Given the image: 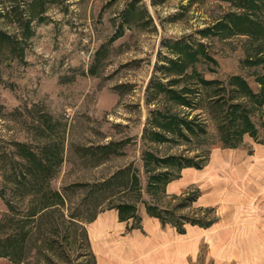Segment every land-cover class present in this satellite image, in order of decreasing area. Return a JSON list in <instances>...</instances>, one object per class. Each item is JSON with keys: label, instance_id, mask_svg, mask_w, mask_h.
Here are the masks:
<instances>
[{"label": "rangeland", "instance_id": "rangeland-1", "mask_svg": "<svg viewBox=\"0 0 264 264\" xmlns=\"http://www.w3.org/2000/svg\"><path fill=\"white\" fill-rule=\"evenodd\" d=\"M230 12H243L240 0H0V32L6 35L0 36L2 260L95 264L87 226L100 210L129 201L140 213L144 201L169 203L170 197L147 191V151L159 157L207 156L219 168L222 190H237L238 184L225 175L248 167L243 163L262 145L264 105L249 113L257 139L244 133L240 146L230 148L222 141L223 109L209 96L219 91L228 101L243 99L244 93L230 90L233 74L259 89L256 78L264 72V62L256 60L264 57V31L238 33L219 25ZM258 15L264 21V10ZM183 43L204 45L216 62L201 56L195 66L225 88L200 85V93L192 96L194 106L180 105L157 86L179 90L195 84L192 66L173 81L179 77L169 59ZM157 111L177 112L205 131L186 132V137L168 134L173 139L158 141L152 136L159 128ZM36 158L50 170L31 172ZM125 169L128 173L100 184ZM131 174L139 178V187L129 188ZM248 183L252 181L243 184ZM196 186L202 194L210 189L200 182L190 187ZM220 199L212 205L222 220H229L236 211L233 199ZM199 206L194 201L177 213L202 215L205 210ZM207 214L213 216L214 209ZM253 220L220 227L235 238L221 257L212 247L213 236L204 235L192 264H264V227L255 228ZM233 225L238 226L229 227Z\"/></svg>", "mask_w": 264, "mask_h": 264}, {"label": "trees", "instance_id": "trees-1", "mask_svg": "<svg viewBox=\"0 0 264 264\" xmlns=\"http://www.w3.org/2000/svg\"><path fill=\"white\" fill-rule=\"evenodd\" d=\"M240 5L243 7L242 13L230 12L227 14V20L220 22L219 25L226 27L227 29L238 32V33H258L261 34L264 31V21L259 16V12L264 10L263 0H240ZM257 14L258 17L254 15ZM125 19H128L130 13L128 10L124 13ZM28 28V24L25 25ZM3 36L4 33L0 32ZM202 43L198 44V47H194L191 43H183L179 45V54L175 58L169 59V65L172 69L177 71V77L174 78V82H178L180 77L184 76L185 71L192 66V74L196 76L194 80L195 84H186L182 89H177L174 87H169L163 83H158L157 86L161 91H165L171 98H173L177 103L183 106H194L193 97L195 94L200 93V85L212 86L215 83H219L217 89H225L218 79H209L203 76L202 72L198 71L195 63L204 56L205 59L216 62L215 59L210 56L207 50L204 49ZM264 62V57L257 58L256 62ZM259 83V89L257 91L253 90L248 81L239 74H233L230 77L231 88L234 93H244L242 98H246V102L250 101L252 109L248 108L245 99L228 101L223 94L219 91L215 94L209 96V99L214 103L220 104L223 109V114L221 116V130H222V141L226 147L236 148L242 143V137L244 133H249V135L258 137V130L255 124L252 122L250 114L253 109L257 107H262L264 105V72L256 78ZM249 103V102H248ZM156 125H158L157 130H153L152 136L158 141H166L172 138L171 135H180L186 137V132L196 133L197 131L204 132L205 129L202 125L192 119H187L186 117H181L177 112H162L157 111ZM173 139V138H172ZM259 142H264V140H258ZM98 148H105L107 145L97 146ZM30 155V154H28ZM33 160V159H32ZM42 160L34 159L29 165V170L31 172L46 171L50 170V165L47 162H40ZM208 161V157L197 156V158L187 157L177 154H169L166 156H156L152 152L147 151L144 155V163L146 170L150 173L147 181V191L152 195L168 196L170 197L168 205H161L159 202H145L147 212L155 217H158L162 224L171 223L175 225L179 232H184L186 223L199 224L204 227H208L213 224L217 217L215 215L208 216L207 212L213 208L204 209L202 215L191 216L187 213L178 214L177 210L180 208L187 207L191 205L198 197V190L191 191L187 194H173L168 195L166 193V185L173 179L178 178L181 174V170L184 167L193 166L197 168L203 167ZM151 166H148L149 163ZM125 170L116 172L111 178L103 180L100 184L111 183L112 179L118 173H124ZM128 173V172H126ZM127 184L139 187V178L137 175L131 174V178L127 180ZM3 194V191H1ZM58 195V196H57ZM54 196L62 200V195L57 191L54 192ZM178 201L172 203V201ZM50 206V205H49ZM108 207H116L119 210V217L121 220H127L131 217L134 219V223L130 226L138 227L140 217L137 214V206L133 202H120L117 204L109 205ZM11 210V206L9 205ZM36 212L31 211L30 214L34 215Z\"/></svg>", "mask_w": 264, "mask_h": 264}, {"label": "crops", "instance_id": "crops-1", "mask_svg": "<svg viewBox=\"0 0 264 264\" xmlns=\"http://www.w3.org/2000/svg\"><path fill=\"white\" fill-rule=\"evenodd\" d=\"M259 143L262 145L255 150L254 154L252 152L253 155L246 160L247 162L243 163L249 165L248 167L234 166L232 172L225 175L226 180L238 184L234 192L227 193L222 190L221 187L224 184L218 180L219 168L213 163L210 164L209 160L201 168L184 167L180 176L166 185V192L170 196L177 193L168 192L167 187L172 190L183 188L184 191L179 193L181 195L198 190L195 202L199 200L201 204L199 208L202 210L213 208L214 215L217 217V220L208 227L186 223L185 231L179 232L175 225L162 224L158 217L150 215L145 205L144 211L139 213L137 209L140 217L139 226L130 228L134 223L133 217L121 220L118 208L107 207L100 210L87 226L90 251L95 264H192L204 235L213 236L212 247L219 257L224 254L225 249L227 251L231 249V246L229 247L226 243L234 246L235 238L226 236L220 229L221 226L242 223L248 218H255L256 220L251 221L252 225L255 228L264 227V142ZM249 181H252V184L248 183L250 186L243 184ZM198 182L204 184L206 189L210 188L209 191L202 194L200 187H190ZM210 184L213 189L209 187ZM1 191H3L2 188H0V195H2ZM218 197L221 201H226L229 197L233 199L231 202L236 211L231 219L222 220L217 206L212 205L215 200L218 202ZM237 226L229 227L234 229ZM221 228L224 229V227ZM2 259L5 258L0 257V264H7L6 260ZM7 261L12 263L10 260Z\"/></svg>", "mask_w": 264, "mask_h": 264}]
</instances>
